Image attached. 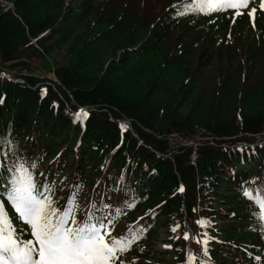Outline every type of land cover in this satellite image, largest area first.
<instances>
[{"label": "trees", "instance_id": "16d2710c", "mask_svg": "<svg viewBox=\"0 0 264 264\" xmlns=\"http://www.w3.org/2000/svg\"><path fill=\"white\" fill-rule=\"evenodd\" d=\"M259 2L250 4L253 27L250 9L233 23L236 10L194 13L190 0H0V73L48 58L57 79L0 75V163L27 167L58 208L75 194L77 218L106 216L113 237L139 233L125 264H187L192 243L199 250L204 239L208 256L202 250L196 263L264 264L255 203L264 195V143L253 144L264 135ZM81 107L89 116L78 121ZM127 118L131 129L122 130ZM197 132L206 139L170 153L168 135ZM161 227L171 261L153 248Z\"/></svg>", "mask_w": 264, "mask_h": 264}, {"label": "snow or ice", "instance_id": "6c2138e0", "mask_svg": "<svg viewBox=\"0 0 264 264\" xmlns=\"http://www.w3.org/2000/svg\"><path fill=\"white\" fill-rule=\"evenodd\" d=\"M254 2L255 0H190L187 7L190 12L205 15L236 10L233 23L235 17L244 14L241 9H250L247 14L255 27L257 8H250V4ZM259 9L264 10V0H260ZM184 14L186 13H180ZM44 91L46 93L47 89ZM88 116L89 113L84 109L75 113L78 121L86 120ZM126 128V125H121L122 130ZM0 169L6 173L0 174V186L6 189L4 196L0 197V264H117V261L125 264L121 256L141 238L139 233H133L131 237H113V222L106 216H97L90 211L84 219L77 218L75 194L61 209L56 206L52 188L45 184L41 190L33 173L23 164L13 162L11 166H7L6 163H0ZM178 191L183 193L184 186L180 185ZM243 195L249 200L254 198L251 191L246 190ZM5 201L15 214V220L26 226L27 233L18 229ZM255 203L261 210L260 219L264 221V195L257 194ZM134 206L127 205L129 208ZM92 208L95 209L96 205L93 204ZM197 224L205 227L208 221L201 219ZM179 228L180 225L177 224L171 231L176 232ZM25 234L29 236L28 239L24 238ZM204 235L207 236L206 233ZM183 239L189 240L190 234L184 233ZM208 243L209 239L202 241L205 257L208 256ZM164 247L171 248L172 245L166 244ZM193 259L189 254V264H192Z\"/></svg>", "mask_w": 264, "mask_h": 264}, {"label": "rangeland", "instance_id": "374dc122", "mask_svg": "<svg viewBox=\"0 0 264 264\" xmlns=\"http://www.w3.org/2000/svg\"><path fill=\"white\" fill-rule=\"evenodd\" d=\"M59 57H60V55L57 56L58 59H59ZM47 61L48 62L46 63V62H44L41 59H34L32 67H31V71H26L25 69L24 70L22 69V71L17 72L15 69H13V70L4 69V71L2 73H0V75H1V77L5 78V79L12 78V80H15V81L18 80V81L22 82L23 81L22 79L14 78L13 74H15L18 77L17 73L27 74V72H30L34 76H37V77H40V78H44V79H47V80H50V81H53V82H56L57 79H56V77L54 75V71H53L54 60L51 61L50 59L47 58ZM80 109H83V108H80ZM86 109H88V108L86 107ZM88 111L89 110H87V112ZM110 120H113V119L110 118ZM122 122H123V125L127 126V129H131V127H130L131 119L127 118L125 120H122ZM200 135H202V134L197 132V135L194 136L196 138H193V139L192 138L184 139L181 135H179L177 133H173V134L168 135V137H167V139H168V149L171 150L170 153L175 151V149L177 148L178 145L189 144V143H192L193 145H196L198 141H200L202 139H206V137H202ZM258 143L259 144H263L264 143V135L256 137V142L253 143V144L255 145V144H258ZM253 144H250V145H253ZM195 156H196V154H195V152H193L192 155H191V162L192 163L194 162ZM158 233H159L158 234L159 238H158L157 242L153 245L154 246L153 247L154 250L157 251V252H160V253L163 252V251L164 252L168 251V256H166V260L167 261L173 260V254L174 253L171 251L172 249L164 247V245L170 244L169 236L167 235L168 233L166 232V230L163 227H161L159 229ZM196 244L192 243L191 249H192V247H194L195 251H197V252H194L195 255L191 254V250H190V253L188 252V256L186 257V263L187 264H189V260H188L189 254H191V256L194 258L193 261H192V264H199L198 263L199 262V256H200L203 248H202V244H201L200 248L198 250V246ZM195 259H197V261H198L197 263L195 262Z\"/></svg>", "mask_w": 264, "mask_h": 264}, {"label": "built area", "instance_id": "2783aa9c", "mask_svg": "<svg viewBox=\"0 0 264 264\" xmlns=\"http://www.w3.org/2000/svg\"><path fill=\"white\" fill-rule=\"evenodd\" d=\"M83 109L87 111V109H86V108H83Z\"/></svg>", "mask_w": 264, "mask_h": 264}]
</instances>
